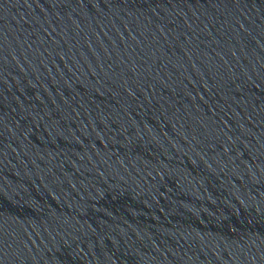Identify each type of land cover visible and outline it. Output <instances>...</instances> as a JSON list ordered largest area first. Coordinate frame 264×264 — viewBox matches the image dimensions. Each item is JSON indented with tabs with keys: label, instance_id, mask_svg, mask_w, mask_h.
<instances>
[{
	"label": "water",
	"instance_id": "water-1",
	"mask_svg": "<svg viewBox=\"0 0 264 264\" xmlns=\"http://www.w3.org/2000/svg\"><path fill=\"white\" fill-rule=\"evenodd\" d=\"M0 264H264V0H0Z\"/></svg>",
	"mask_w": 264,
	"mask_h": 264
}]
</instances>
